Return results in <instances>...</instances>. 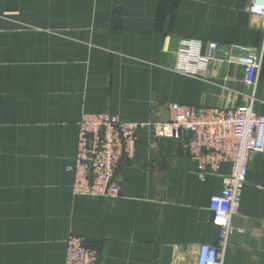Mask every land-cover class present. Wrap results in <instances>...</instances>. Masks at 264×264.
Here are the masks:
<instances>
[{
	"label": "crops",
	"instance_id": "1",
	"mask_svg": "<svg viewBox=\"0 0 264 264\" xmlns=\"http://www.w3.org/2000/svg\"><path fill=\"white\" fill-rule=\"evenodd\" d=\"M250 0H0V264H64L69 235L99 249L98 264H195L216 244L208 209L230 164L200 179L186 135L153 124L171 103L264 115V58L255 88L234 61L204 74L174 69L182 38L258 49L263 22ZM206 51V50H204ZM218 53L217 56H222ZM83 112L146 123L117 172L112 199L72 193L77 122ZM223 264H264V150L250 153ZM242 229L244 232H238Z\"/></svg>",
	"mask_w": 264,
	"mask_h": 264
},
{
	"label": "built area",
	"instance_id": "2",
	"mask_svg": "<svg viewBox=\"0 0 264 264\" xmlns=\"http://www.w3.org/2000/svg\"><path fill=\"white\" fill-rule=\"evenodd\" d=\"M248 10L263 22L258 49L242 43L182 38L174 69L199 76L204 74L209 60L234 61L245 69L243 81L255 88L264 58V0H250ZM218 53L223 55L219 57ZM169 108L171 117L153 124L156 134L163 138L186 135L187 154L194 160L200 179L217 174L221 163L230 164L223 187L210 196L208 203L218 228L217 243L201 244L195 260V264H223L229 238L236 230L232 217L246 182L249 155L264 150V115L255 111L253 101L233 109L180 103H171ZM145 126L146 123L124 121L111 112H83L77 122L76 152L72 163L66 166L72 174V193L100 199L117 197L118 168L124 158L134 156L138 130ZM65 244L64 264H98L99 249L89 240L69 235Z\"/></svg>",
	"mask_w": 264,
	"mask_h": 264
},
{
	"label": "water",
	"instance_id": "3",
	"mask_svg": "<svg viewBox=\"0 0 264 264\" xmlns=\"http://www.w3.org/2000/svg\"><path fill=\"white\" fill-rule=\"evenodd\" d=\"M174 250L171 247H163L160 264H171Z\"/></svg>",
	"mask_w": 264,
	"mask_h": 264
}]
</instances>
